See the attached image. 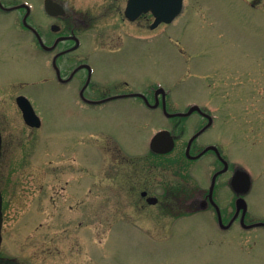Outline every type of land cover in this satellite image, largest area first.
<instances>
[{
	"label": "rangeland",
	"instance_id": "rangeland-1",
	"mask_svg": "<svg viewBox=\"0 0 264 264\" xmlns=\"http://www.w3.org/2000/svg\"><path fill=\"white\" fill-rule=\"evenodd\" d=\"M5 1H31L40 9L39 0ZM70 1L79 11L98 13L93 30L83 33L85 47L78 53L95 65L96 78H125L134 85L160 81L180 105L195 100L221 106L204 142L219 143L224 155L248 171L255 184L252 211L264 215V0H185L184 14L153 38H145L151 34L148 28L137 31L123 21L122 0ZM14 15L0 13V264H264V241L253 248L237 231L221 233L206 215L171 220V206L144 209L136 200H118L119 193L114 192L115 199L96 193L94 186L115 187L123 179L129 186L149 184V190L158 189L156 195L183 201L184 191L206 184L212 159L206 156L193 165V175L188 161L172 157L173 163L161 161L148 173L149 159L139 160L135 150H146L147 138L167 125L162 115L135 101L93 113L77 104L80 85L37 84L44 72L42 57L28 46ZM141 35L143 39L130 38ZM100 41L109 48L124 46L110 52ZM190 65L198 70L184 80L179 74ZM207 74L209 79L203 77ZM19 93L32 101L42 128L24 123ZM196 121L187 124L195 129ZM114 152H120L121 161L107 159ZM138 162L145 168L135 166ZM150 177L153 182L147 183ZM137 197L141 200L140 191ZM143 213L153 216L142 219ZM156 216L163 218L154 220ZM255 237L264 239V232Z\"/></svg>",
	"mask_w": 264,
	"mask_h": 264
},
{
	"label": "flooded vegetation",
	"instance_id": "flooded-vegetation-1",
	"mask_svg": "<svg viewBox=\"0 0 264 264\" xmlns=\"http://www.w3.org/2000/svg\"><path fill=\"white\" fill-rule=\"evenodd\" d=\"M122 1H124L123 21L128 26H135L137 31L147 28L150 30L154 21L152 14H143L137 20L131 21L125 16L128 1ZM1 2L5 8L17 7L15 10L8 11L0 6V13L3 16L17 15L15 18L17 26L26 34L28 46L34 53L42 57L41 65L44 72L41 79L36 81L37 84L41 80L45 82L53 80L61 87L68 88L75 84L80 85V88L75 91L77 104L85 109H93V113L101 114V112L107 111L112 104L135 101L145 110L162 115L167 125L158 126L147 138L146 150H135L137 155L139 154V160L145 162L149 159L148 173L152 171L151 168H153L154 173V168L161 161L173 163L168 160L170 157L173 158L174 162L179 161V158H184L191 165V170L193 165L203 162L206 156H210L212 159L211 163L209 162V174L205 177L206 184H200L191 192L184 191L186 195L183 201L180 200V196L178 199L177 196L173 197V200H169L170 197L166 199L162 195L158 196L155 194L158 189L155 192L149 190V184L129 186V184L124 183L123 179V183L115 185V187L104 186L103 184L94 186L93 189L96 190V193L102 191L108 194V198H114L116 195L113 194L116 192L120 194L117 197L121 199L118 200L128 199L126 204L129 203V199L133 202L136 200L135 202H138L139 207L144 209L171 206L173 216H167L171 220H179L198 214L206 215L211 220H215V225L221 233L237 231L247 238L253 248H256L260 240L264 241L261 239L262 237H255L264 232V215H258L252 211L250 197L255 185L252 177L246 175V170L240 163L221 152L219 143L204 142L206 134L216 125L217 119L214 117H219L221 114L220 105L198 103L195 100H189L180 105V102L172 96L173 90L161 84L160 81L141 82L140 85H134L125 78L113 81H101V79L96 78L98 71L95 65H92L86 56L78 55L85 47L83 33L93 30L98 20V13L96 12L94 15L93 9H88L85 12L79 11L70 0H39V11H36V5L31 1L8 3L1 0ZM120 3L122 4V2ZM145 22L150 24L146 25ZM97 43L110 52H117L124 46L109 48L108 43L104 41ZM182 67L181 69L184 71L185 69ZM193 70L197 71L198 69L194 65H190L186 74L182 72L179 75L184 76V80H186L196 73ZM203 77L210 78L208 74ZM27 83L35 85L33 81H27ZM20 95L26 94L19 93L17 97ZM194 118L197 120L195 123L197 127L192 129L187 123H190V120ZM99 128L106 129L104 125ZM106 131L112 133L110 129H106ZM161 131H168L170 140L167 138L160 139L163 135L155 136ZM190 131H193V134L188 136L187 133ZM113 135L123 146H127L117 134ZM156 137L159 138L155 150L152 143ZM170 143L171 149L168 152H162L161 150L169 147ZM211 147H215L217 151ZM93 148L99 157L100 154L94 145ZM104 155L107 157L108 154L105 153ZM111 157L117 161L122 160L120 152H114L113 156L110 155V158L108 156L107 159L112 160ZM144 162H138L135 166L141 164L145 168ZM214 166L218 168L211 173L210 168H215ZM146 182H153V178L150 177ZM115 188L119 190L114 191ZM139 191L141 200L137 197ZM166 194L168 195L169 191L166 190ZM142 216V219H151L153 214L144 215L143 213ZM160 218L163 217H153L154 220Z\"/></svg>",
	"mask_w": 264,
	"mask_h": 264
},
{
	"label": "water",
	"instance_id": "water-1",
	"mask_svg": "<svg viewBox=\"0 0 264 264\" xmlns=\"http://www.w3.org/2000/svg\"><path fill=\"white\" fill-rule=\"evenodd\" d=\"M142 1L145 3V8L142 11L144 12L152 11L157 18L154 27H156L161 22H167V23L172 22L183 11V0H140V1L131 0L130 11L134 12L139 6V2ZM18 103L23 110L25 120L31 125H35V122L38 121L39 119L37 118L30 102L25 97H21L18 99ZM0 148H1V139H0ZM2 208H3V200L0 192V249L2 244V226H3Z\"/></svg>",
	"mask_w": 264,
	"mask_h": 264
},
{
	"label": "trees",
	"instance_id": "trees-1",
	"mask_svg": "<svg viewBox=\"0 0 264 264\" xmlns=\"http://www.w3.org/2000/svg\"><path fill=\"white\" fill-rule=\"evenodd\" d=\"M1 263V262H0Z\"/></svg>",
	"mask_w": 264,
	"mask_h": 264
}]
</instances>
